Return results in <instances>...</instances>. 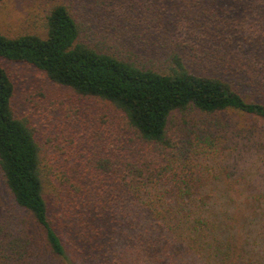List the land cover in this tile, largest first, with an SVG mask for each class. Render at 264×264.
Segmentation results:
<instances>
[{"label":"trees","instance_id":"16d2710c","mask_svg":"<svg viewBox=\"0 0 264 264\" xmlns=\"http://www.w3.org/2000/svg\"><path fill=\"white\" fill-rule=\"evenodd\" d=\"M94 1L116 18L104 19L116 44L146 42L126 26L137 9L157 35L195 26L203 66L166 42L140 48L161 60L149 66L91 42L66 4L49 11L44 38L0 32V170L26 215L0 219V264H264V0ZM3 62L111 105L101 143L54 159L15 115ZM228 112L248 127H199Z\"/></svg>","mask_w":264,"mask_h":264},{"label":"rangeland","instance_id":"374dc122","mask_svg":"<svg viewBox=\"0 0 264 264\" xmlns=\"http://www.w3.org/2000/svg\"><path fill=\"white\" fill-rule=\"evenodd\" d=\"M57 4H66L77 20L86 26L87 34L83 37H88L91 42L113 45L115 49L124 53L129 47L128 49L137 55V61L142 64L146 62L148 66L160 65L161 60L156 54L147 57V53L140 48L145 47L148 50L151 43L166 42L168 50L174 47L179 53L184 50L181 54L183 57L186 55L198 57L191 64L194 68L203 66L201 65L203 60L199 59L201 50L193 34L194 29L197 30L195 26L192 28L179 26L171 32L157 35L154 30L143 27V13L137 9L134 14L132 12L134 25L126 24V26L133 29L136 34L145 33L146 36L142 35L141 38L146 39V42L141 40L142 43L132 45L125 41L128 39L125 34L124 43L116 44L110 41L116 31H112L111 26L104 20L116 18L99 11L94 0H82V2L81 0H5L0 4V32L8 37L36 34L44 38L45 18ZM119 25L121 26V23ZM215 62L219 63V61ZM2 65L14 84L12 107L15 115L30 121L38 143L43 145L56 160L63 159L61 153L83 154L94 149L95 141L101 143L95 130L100 128L105 133V128L100 126L99 118L104 116L113 121L114 117L118 116L114 108L106 102L80 97L68 88L51 83L44 74L24 63L3 62ZM212 73L219 72L213 69ZM197 119L200 128L212 129L221 136L229 132L236 135L240 129L243 132V128L248 127L245 116L230 112ZM100 135L105 137L104 134ZM237 148L243 157V146ZM240 167H243L241 161ZM25 216L9 194L0 170V219L9 221L12 226L19 224Z\"/></svg>","mask_w":264,"mask_h":264}]
</instances>
